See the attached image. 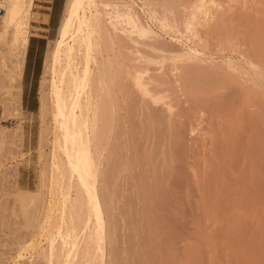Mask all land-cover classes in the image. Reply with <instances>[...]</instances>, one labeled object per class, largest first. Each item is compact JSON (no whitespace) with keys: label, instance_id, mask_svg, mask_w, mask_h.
Returning <instances> with one entry per match:
<instances>
[{"label":"bare ground","instance_id":"obj_1","mask_svg":"<svg viewBox=\"0 0 264 264\" xmlns=\"http://www.w3.org/2000/svg\"><path fill=\"white\" fill-rule=\"evenodd\" d=\"M0 1L6 119L34 0ZM37 110L55 197L16 195L29 238L49 230L14 263L264 264V0H65ZM22 131L0 126V164Z\"/></svg>","mask_w":264,"mask_h":264},{"label":"rangeland","instance_id":"obj_2","mask_svg":"<svg viewBox=\"0 0 264 264\" xmlns=\"http://www.w3.org/2000/svg\"><path fill=\"white\" fill-rule=\"evenodd\" d=\"M51 1L34 0L32 17L30 19V38L32 35H36L37 33H43L41 28H43L44 26L43 23L46 22V12H51L52 20L50 22V28L52 32L49 35L50 39L46 44L42 40H34L33 42H31V45H33L34 48H38V51L36 53L27 52V57L25 60V84L31 85H27L25 89L27 90V93L29 92L30 98L21 100L22 112L18 116H8L6 119H4L3 108L0 107V113H2V123L0 124V126H5L11 129L14 128L17 124L21 123L23 130L20 145L14 146L15 150H17L16 153L12 155H7V158H2V162L0 164V258H4L2 259L3 261L9 260V264L18 263H14L15 260H17L16 258H9L10 256L15 257L17 255L16 251L18 249L17 245L19 239H28L30 237V234H28L29 230L26 229L23 224L22 212L19 207V200L18 202H15V198L17 196L21 199L25 197H32V202L28 206L30 208L27 207L28 210H32L33 205H39V203H41L42 201H46L49 203L55 197V195L49 194L50 190L46 188L43 189L40 187V171L42 169L44 157L40 153L41 149L38 144L40 121L37 110L40 78L43 71L44 56L50 44L56 38V33L63 12L65 0ZM47 6H49L50 9H47ZM25 109H31V111L29 110L27 112L26 110L23 112V110ZM42 150L44 153L47 152V146H44ZM12 168H15L14 174H10V169ZM131 181L130 179H128L127 176L124 175L121 178V182H129V188L125 186V189H123L122 186L124 185H121L120 182V190L121 193H123L121 195L124 196V199L126 200L128 196L134 194V191H132L133 189L130 190V184L132 183ZM127 183H125V185ZM128 190L129 193H125V191L128 192ZM14 191L17 194L14 193ZM130 191L133 194H131ZM194 194L196 195V192ZM192 195L193 192L192 194L190 192L191 204L195 205L196 203V205H198V200L196 201V196L193 195L195 197H193L192 199ZM170 204L172 205L173 203ZM183 204L178 205V202H174V206L182 207L184 206ZM188 209H190L189 206ZM123 215L128 216V214H121V216ZM186 215L185 217H188V214ZM126 216H124L125 219L121 217L122 222L127 219ZM133 216H135V214H133ZM190 216L193 217V215L191 214ZM190 216L188 218H190L191 221L192 217ZM128 220L129 218L127 219V222ZM193 220L195 221L197 219L193 217ZM48 230L49 226L46 225L44 231L38 232L34 234L31 238H29L31 240V244L23 251L26 258L32 254L35 246L45 245V232H47ZM34 264L41 263L35 262Z\"/></svg>","mask_w":264,"mask_h":264},{"label":"crops","instance_id":"obj_3","mask_svg":"<svg viewBox=\"0 0 264 264\" xmlns=\"http://www.w3.org/2000/svg\"><path fill=\"white\" fill-rule=\"evenodd\" d=\"M49 1H51V0H49ZM46 8L50 9L49 6H47ZM45 15H46V22L43 23L44 26H43V28H41L43 33H37L36 35H32L31 36V38L29 39V45H28V48H27V52H30V53L31 52H35L36 53L38 51L37 47L34 48V46L31 45V42H33L34 40H42L46 44L49 41V39H50L49 35L52 32V30L50 28V22L52 20L51 12L50 13L46 12ZM26 57H27V53H26ZM25 60H26V58H25ZM25 70H26V61L24 63L22 80H21V88H22L21 100H25V99H29L30 98L29 92L27 93V90L25 88H26L27 85L30 86L31 84H27V85L25 84L26 83V81H25V78H26L25 77ZM26 110H27V112L29 110L31 111V109H25V110H23V112L26 111ZM30 113H32V112H30ZM1 123H2V113H0V124Z\"/></svg>","mask_w":264,"mask_h":264},{"label":"built area","instance_id":"obj_4","mask_svg":"<svg viewBox=\"0 0 264 264\" xmlns=\"http://www.w3.org/2000/svg\"><path fill=\"white\" fill-rule=\"evenodd\" d=\"M3 14V8L1 6V1H0V16Z\"/></svg>","mask_w":264,"mask_h":264}]
</instances>
